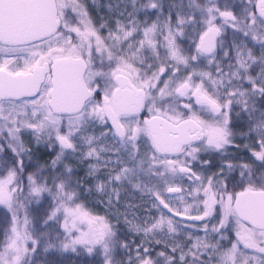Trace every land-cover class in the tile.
<instances>
[{
  "label": "snow or ice",
  "instance_id": "snow-or-ice-1",
  "mask_svg": "<svg viewBox=\"0 0 264 264\" xmlns=\"http://www.w3.org/2000/svg\"><path fill=\"white\" fill-rule=\"evenodd\" d=\"M0 264H264V0H0Z\"/></svg>",
  "mask_w": 264,
  "mask_h": 264
}]
</instances>
